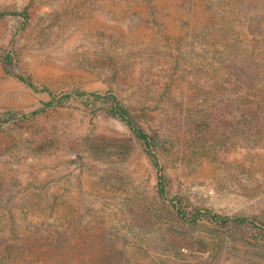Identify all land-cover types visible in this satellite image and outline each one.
Instances as JSON below:
<instances>
[{
	"label": "rangeland",
	"instance_id": "obj_1",
	"mask_svg": "<svg viewBox=\"0 0 264 264\" xmlns=\"http://www.w3.org/2000/svg\"><path fill=\"white\" fill-rule=\"evenodd\" d=\"M21 11L0 17V264H264V0H0ZM92 93L152 139L164 198Z\"/></svg>",
	"mask_w": 264,
	"mask_h": 264
},
{
	"label": "trees",
	"instance_id": "obj_2",
	"mask_svg": "<svg viewBox=\"0 0 264 264\" xmlns=\"http://www.w3.org/2000/svg\"><path fill=\"white\" fill-rule=\"evenodd\" d=\"M6 15L21 18L23 21V24L28 19V14L25 11L0 13V17H4ZM18 79H19V81H21L23 84H25L30 89L37 91V88L28 80L21 78V77H19ZM43 91L46 93H49L51 96L54 97V95L52 93H50L48 90L43 89ZM85 95L86 94H84L82 92H74L72 94L64 95V97L68 98V97L73 96L76 98H81V97H84ZM88 96L93 98V99H96V100L101 99V100L105 101L106 103H108L110 115L120 119L129 128L134 139L141 145L143 152L145 153L146 157L149 159L152 167L157 171V175H158L157 176V183H156L157 193L161 198H164L166 196V185H165L166 181H165L164 177H162V175L160 174V171L158 169L156 156H155L154 151H153L154 145H153L152 139L144 132V130L138 124L134 115H132V113L127 108L123 107L121 104L118 103V101L114 95L109 94V93H105V94L92 93ZM170 203H171V206L176 210V212L179 215H181L183 213L180 209L178 202H174V201L170 200ZM200 215L209 216V218L212 220V222L219 224V225L251 224V220H248L245 218H220V217L214 216L208 212H205L203 214L199 211L195 212V217L200 216ZM260 225L264 226V224H260Z\"/></svg>",
	"mask_w": 264,
	"mask_h": 264
}]
</instances>
